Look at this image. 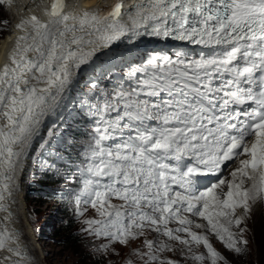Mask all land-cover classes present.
<instances>
[{
  "label": "snow or ice",
  "instance_id": "1",
  "mask_svg": "<svg viewBox=\"0 0 264 264\" xmlns=\"http://www.w3.org/2000/svg\"><path fill=\"white\" fill-rule=\"evenodd\" d=\"M41 4L46 18L19 20L0 67V250L9 253L0 264H32L9 227V203L29 162L63 161L54 150L64 144L78 161L65 177L80 181L75 214L84 215L81 204L96 213L80 231L107 241L94 246L101 259L146 230L165 240L133 249L141 264H180L162 257L177 250L166 241L197 264H228L210 236L244 254L245 222L264 203V0H118L80 11L67 0ZM145 36L200 51L133 57ZM122 40L118 57L112 49ZM76 125L87 127L76 129L84 142L68 143Z\"/></svg>",
  "mask_w": 264,
  "mask_h": 264
},
{
  "label": "rangeland",
  "instance_id": "2",
  "mask_svg": "<svg viewBox=\"0 0 264 264\" xmlns=\"http://www.w3.org/2000/svg\"><path fill=\"white\" fill-rule=\"evenodd\" d=\"M132 3L133 1L130 2V4ZM44 7H46V5H44ZM9 10L10 6H6L5 3L0 5V44L7 37L6 35L8 34L10 27L13 26L11 22L13 16ZM120 55L121 53L118 57ZM139 56L147 57L148 55L142 53ZM109 58H106V60ZM87 78L88 75L83 77V79ZM101 83H103V81H101ZM77 87L86 88L87 85H85L83 80H81V83L77 85ZM56 152L59 156H62V154L57 150ZM33 155L36 156L37 153L34 152ZM46 164H49V161L44 159L42 156H40L35 162H29L28 167L23 174L24 179L21 177L20 187L17 188L19 192L17 198L18 196L19 198H15L13 203L12 201L10 202L11 204L16 205L17 210L13 214L15 218L12 217V220L9 222V227L10 229H15L19 234L21 242L29 246L27 252L28 254H31L30 257L32 258V264H91L92 262L96 264H126L128 260H132L133 264H141L139 258L132 255V251L133 249L143 251L144 239L157 240L152 237L153 233L150 231L149 233L145 232V236H142L135 241H130L127 246L114 244L112 247L119 253V255H113L111 252H108L104 253L103 259H101L100 254L94 251V246L106 243L107 241L103 238L96 239L80 231V229L84 227L82 221L87 218L95 217L96 213L93 209H91L90 205L81 204V210H87L84 211L83 216H76V206L73 200L75 193L66 199V203L69 204L71 220H74L72 232L77 238L75 249H77L78 252H82L84 256H79L77 252L72 250L71 245L64 243V238L56 232L59 223L63 222L64 219L60 215L59 200L44 197L42 198V202L38 204L33 200L36 195V191H32L31 188L27 191L28 193H32L29 196L30 198L28 197L29 199L26 200L24 197L26 183H29L38 177L36 168L46 167ZM69 176H72V174L69 173ZM54 185L57 184L53 183L50 187H54ZM61 188L62 185H58L57 189L59 190ZM260 205L261 206H254L251 218L248 219L244 225L248 229L244 236V238L248 240L247 250L244 254L237 255L231 253L226 250L223 245L218 243L216 244L220 252L226 257L228 264H264V203ZM9 210L11 211L10 208ZM257 210H260V213L259 216L255 218ZM1 215L3 217L7 215V213L0 212V217ZM195 231L202 230L195 228ZM213 240L217 241L215 238ZM0 252L5 251L0 250ZM172 254L173 252H168V257L172 258Z\"/></svg>",
  "mask_w": 264,
  "mask_h": 264
},
{
  "label": "trees",
  "instance_id": "3",
  "mask_svg": "<svg viewBox=\"0 0 264 264\" xmlns=\"http://www.w3.org/2000/svg\"><path fill=\"white\" fill-rule=\"evenodd\" d=\"M76 129H79L81 132L87 131L84 125H76L75 128L71 131V133L66 132L65 136L68 140V143H73V137H75V143H83L84 137L77 134ZM67 148L68 152H72L73 155L69 157L64 149ZM62 154L63 161L55 160L51 156L44 154L42 157L49 161V164L52 167H37L36 171L38 172V177L32 180L25 185V192L24 197L29 199L31 192L28 193L27 191L31 188L32 191H36V195L34 196L33 200L36 201L38 204L42 202V198L48 197L53 199L59 200V211L60 215L64 218L63 222L59 223L56 232L58 235L63 237V241L67 245L72 246V250L77 252L79 256H84L82 252H78L75 249L76 246V235L72 232L74 227V220H71V212L69 209V204L66 203V199L73 193H76L79 189L80 182L78 181V177L74 183L67 182L68 180L65 178L69 176L73 170L69 169L68 164L72 163L73 168L75 164L78 163L75 156V150L68 147V144L61 145L60 148L55 149ZM54 187H50L52 184ZM58 185H62L61 189H57ZM29 197V198H28ZM91 264H96L92 262Z\"/></svg>",
  "mask_w": 264,
  "mask_h": 264
},
{
  "label": "bare ground",
  "instance_id": "4",
  "mask_svg": "<svg viewBox=\"0 0 264 264\" xmlns=\"http://www.w3.org/2000/svg\"><path fill=\"white\" fill-rule=\"evenodd\" d=\"M133 0H122L123 4L125 7L131 5L130 2ZM114 2H118V0H67V3L69 6L75 4L76 6V10L80 11L83 10L85 8H91V9H97V8H104L105 6H110L112 5ZM6 6L8 5V7L10 6V13L12 14V24L13 26L10 27L8 34L6 35L7 37L1 42L0 44V67H2L6 62H7V55L10 52V50L12 49V47L14 46V41L17 37V35H19V31L18 29H16L15 25L19 22V20L21 18L30 16L32 14H36L38 16H40L41 19H45L46 17L43 15V11L42 9L44 8V4H41L40 2H36V0H17V1H11L10 3H6ZM43 6V7H42ZM40 7V8H38ZM35 9V10H34ZM123 45L120 44V42L116 43V46L113 47L112 52L118 56L120 50L123 49L122 47ZM106 59V58H105ZM88 75V73H82V76H86ZM25 173V172H24ZM23 173V174H24ZM24 176H22L23 178ZM24 179V178H23ZM20 180L18 181V188L20 187ZM16 192V193H15ZM15 193V195H14ZM13 193V198H12V203L14 202V199L17 198V195H19L18 190L16 189V191H14ZM19 198V196H18ZM17 198V199H18ZM16 199V200H17ZM260 204L262 203H257L254 206H261ZM18 206V205H17ZM253 206V208H254ZM9 208L11 209V212L14 214L16 209V205L15 204H11ZM18 212V211H17ZM260 210L256 211V217L257 218L259 216ZM2 214V213H1ZM4 214V213H3ZM2 217V215H1ZM0 217V218H1ZM14 217V215H13ZM15 218V217H14ZM256 220V219H255ZM152 237L156 238L157 242H159L160 240H165V238L163 237H158L156 234L153 233ZM211 242L213 243V246L218 250L219 248L217 247V243L222 245L219 241H215L213 240L214 237H211ZM20 241V244L22 245V247L28 251L29 246L25 245L24 243ZM168 243L173 244L174 247H176V251L173 252L172 254V259L178 260L180 262V264H197L196 261L191 260V259H185L183 256L180 255V249L182 248V246L178 245L176 242L173 241H166ZM28 247V248H27ZM30 251V250H29ZM194 251L196 252H201V251H205L202 247L200 248H194ZM9 255V253L5 252H0V260H2L5 256ZM31 254H29L30 256ZM33 255V254H32ZM162 257H168V252H164L161 254ZM34 260V259H33ZM5 264H7V261H5ZM37 264V263H36Z\"/></svg>",
  "mask_w": 264,
  "mask_h": 264
}]
</instances>
